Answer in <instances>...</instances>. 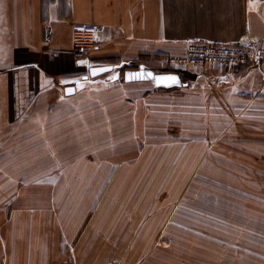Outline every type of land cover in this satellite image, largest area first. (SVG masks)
<instances>
[{
  "label": "crops",
  "instance_id": "obj_1",
  "mask_svg": "<svg viewBox=\"0 0 264 264\" xmlns=\"http://www.w3.org/2000/svg\"><path fill=\"white\" fill-rule=\"evenodd\" d=\"M76 23L105 29L86 60L72 55ZM192 41L263 44L264 0H0V156L10 179L0 187V264H186V236H208L186 208L189 161L202 177L214 173L217 193L264 187V67L190 71L181 86L198 87L190 113L204 129L213 116L216 135L193 142L146 138L160 124L144 122L142 99L127 83L103 89L123 65L183 56ZM101 66L114 68L89 77ZM99 83L93 111L68 109ZM148 145L166 154L148 158ZM16 160L52 165L14 169ZM176 162L183 168H166Z\"/></svg>",
  "mask_w": 264,
  "mask_h": 264
},
{
  "label": "rangeland",
  "instance_id": "obj_2",
  "mask_svg": "<svg viewBox=\"0 0 264 264\" xmlns=\"http://www.w3.org/2000/svg\"><path fill=\"white\" fill-rule=\"evenodd\" d=\"M159 57H151L129 66L123 65L127 69L124 70L123 74H117L114 77L115 80L107 84L109 87H104V84L100 83L96 87H92L94 86L92 85L88 89L94 90L93 92H88L90 94L81 95L71 101H65L66 106L72 112H76L82 107H90L89 109L93 111L94 98L101 96L99 86H103V89H116L121 86L116 85L117 87H115V84L127 83L122 85L125 87L124 89L132 91L131 95H134L135 98L142 99L144 122H147V124H160L158 130L153 134L151 130H146V138L151 139L154 137L155 140L169 139L172 141L179 137H186V141L190 140V142L202 138H215V128L214 125L212 127L213 123H210L213 116L207 115L208 128H205V130L201 120L202 116L198 113H190L192 110L198 111L199 101L198 98H194L197 97L196 89L198 87L191 84L185 89L175 87L172 88V94L170 92L165 94L159 92L164 90L152 86L154 89L156 88L154 90L147 81L136 79L134 73L138 70L134 69L139 66H145L155 72L160 71L159 73L164 71L161 69L166 70V68L158 65ZM178 71H183V83L188 81L186 78L190 79L191 82L190 71L186 69ZM186 74L190 77H186ZM125 79H129V81H125ZM135 83H137V86L133 85ZM162 100L165 103L159 105ZM182 101H186V110L182 107ZM184 111H186V122L182 119L185 115ZM168 112H171L170 117H162L164 114L167 115ZM79 140L83 141V139ZM191 145L194 146V144ZM153 146H147L148 153L146 156L148 158H150V154L159 156L166 154L165 150L159 153L155 149L152 150ZM103 147L106 146L94 145V152L101 154ZM169 148L173 150L174 146ZM198 148H196V151ZM206 148L207 154H210L213 152L214 145H208ZM80 152H83V150L80 149ZM2 161L3 158L0 156V187L4 186L5 189L3 183H7V180L10 179L7 178V165ZM15 163L18 164L14 165V169L49 170L50 165H52L47 161L34 160L27 164H24L22 160H16ZM181 164L182 162H176L171 166L166 165V168H183ZM186 171V208L192 209V219L201 224V226L192 225V228H200L208 234L206 238L194 235L186 236L190 238L186 239V264H264V193L262 192L264 187H255V192L251 194L232 195L230 187L224 186L223 189L226 192L217 193L214 173L209 171L203 177L200 176L198 160L189 161ZM258 173L259 170L256 171L255 186L261 180L257 177ZM200 215L204 217H200ZM188 228H191V226Z\"/></svg>",
  "mask_w": 264,
  "mask_h": 264
},
{
  "label": "built area",
  "instance_id": "obj_3",
  "mask_svg": "<svg viewBox=\"0 0 264 264\" xmlns=\"http://www.w3.org/2000/svg\"><path fill=\"white\" fill-rule=\"evenodd\" d=\"M104 27L98 24L76 23L72 26V55L76 60H86L101 47ZM158 65L171 70H197L216 65L222 67H264V43L259 46L218 44L192 41L180 57L160 56ZM155 72V71H154ZM160 71H157L159 73Z\"/></svg>",
  "mask_w": 264,
  "mask_h": 264
},
{
  "label": "water",
  "instance_id": "obj_4",
  "mask_svg": "<svg viewBox=\"0 0 264 264\" xmlns=\"http://www.w3.org/2000/svg\"><path fill=\"white\" fill-rule=\"evenodd\" d=\"M113 68V66L91 67L89 69V77L95 78L99 75L112 71ZM134 76L137 80L150 82L154 85V87L161 90L185 86L178 74L157 73L145 66H141L140 69L134 73ZM73 90V88H67L66 93L69 94V92H73Z\"/></svg>",
  "mask_w": 264,
  "mask_h": 264
},
{
  "label": "trees",
  "instance_id": "obj_5",
  "mask_svg": "<svg viewBox=\"0 0 264 264\" xmlns=\"http://www.w3.org/2000/svg\"><path fill=\"white\" fill-rule=\"evenodd\" d=\"M123 69H125L124 67H123ZM155 70V69H154ZM170 73H174V74H178L179 76H180V78H181V80L183 81V79H184V74H183V71H178V70H171V71H169ZM188 76V74H186V77ZM188 77H190V76H188ZM188 78H186V80H187Z\"/></svg>",
  "mask_w": 264,
  "mask_h": 264
}]
</instances>
